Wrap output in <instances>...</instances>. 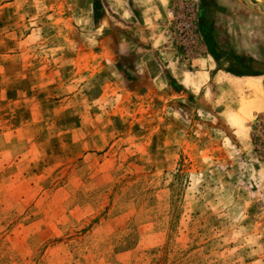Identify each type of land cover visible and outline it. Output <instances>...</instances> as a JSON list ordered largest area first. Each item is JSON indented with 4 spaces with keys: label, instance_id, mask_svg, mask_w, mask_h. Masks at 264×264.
Masks as SVG:
<instances>
[{
    "label": "rangeland",
    "instance_id": "1",
    "mask_svg": "<svg viewBox=\"0 0 264 264\" xmlns=\"http://www.w3.org/2000/svg\"><path fill=\"white\" fill-rule=\"evenodd\" d=\"M219 1L0 0V264H264V107L215 79L264 94V4Z\"/></svg>",
    "mask_w": 264,
    "mask_h": 264
},
{
    "label": "bare ground",
    "instance_id": "2",
    "mask_svg": "<svg viewBox=\"0 0 264 264\" xmlns=\"http://www.w3.org/2000/svg\"><path fill=\"white\" fill-rule=\"evenodd\" d=\"M164 2L165 0H160ZM259 3L264 4V0H257ZM148 23V21H147ZM150 24V23H149ZM262 74H249V75H263ZM237 76V75H235ZM247 76V75H242ZM217 83L221 85L222 87H232L236 92L243 93L244 91L247 92L246 95H240L239 101H238V107L240 109V112L235 113L232 109L228 111L226 114V118L230 125L234 128L237 135L242 136L244 130L246 129L244 127V123L246 120H249L252 116V113L255 111H261L264 107V94L262 91H260L254 82V79H256V76H248L246 77V82L243 84L242 82L238 81V77H233V79L236 80L233 81L232 78H227L226 75H224L222 72H220L217 77L215 78ZM233 81V83H230ZM246 134V133H245Z\"/></svg>",
    "mask_w": 264,
    "mask_h": 264
},
{
    "label": "flooded vegetation",
    "instance_id": "3",
    "mask_svg": "<svg viewBox=\"0 0 264 264\" xmlns=\"http://www.w3.org/2000/svg\"><path fill=\"white\" fill-rule=\"evenodd\" d=\"M206 36V34H204ZM238 68H229L230 72L234 74H262L264 73V62H255L250 60L248 62H239Z\"/></svg>",
    "mask_w": 264,
    "mask_h": 264
},
{
    "label": "crops",
    "instance_id": "4",
    "mask_svg": "<svg viewBox=\"0 0 264 264\" xmlns=\"http://www.w3.org/2000/svg\"><path fill=\"white\" fill-rule=\"evenodd\" d=\"M216 3H219L218 5H222L220 3H223V2H220L219 0H216ZM231 22H233L234 24L231 25ZM221 27H223L227 33H229V31L233 28V31L236 32V36H238L237 30H239V29L241 30L240 27H242V24H240V21H238V20H234V21L228 20L227 24L224 25V26H221ZM240 30H239V32H240ZM242 42L243 41L241 40V43Z\"/></svg>",
    "mask_w": 264,
    "mask_h": 264
},
{
    "label": "built area",
    "instance_id": "5",
    "mask_svg": "<svg viewBox=\"0 0 264 264\" xmlns=\"http://www.w3.org/2000/svg\"><path fill=\"white\" fill-rule=\"evenodd\" d=\"M182 25H183V30L185 31V33H187V35L189 37H191L192 36L191 33L193 30V24H192L191 20L183 23Z\"/></svg>",
    "mask_w": 264,
    "mask_h": 264
},
{
    "label": "trees",
    "instance_id": "6",
    "mask_svg": "<svg viewBox=\"0 0 264 264\" xmlns=\"http://www.w3.org/2000/svg\"><path fill=\"white\" fill-rule=\"evenodd\" d=\"M97 1L98 0H91V2H92V20L94 22H95V19H96V6H97ZM117 69H119V68L117 67Z\"/></svg>",
    "mask_w": 264,
    "mask_h": 264
}]
</instances>
